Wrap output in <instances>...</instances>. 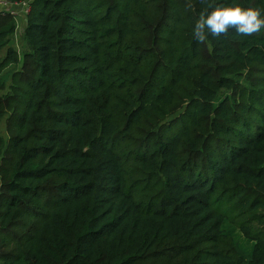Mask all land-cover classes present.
Returning a JSON list of instances; mask_svg holds the SVG:
<instances>
[{"label":"trees","instance_id":"obj_1","mask_svg":"<svg viewBox=\"0 0 264 264\" xmlns=\"http://www.w3.org/2000/svg\"><path fill=\"white\" fill-rule=\"evenodd\" d=\"M221 6L264 12L31 0L20 54L0 11V264H264V29L197 41Z\"/></svg>","mask_w":264,"mask_h":264},{"label":"clouds","instance_id":"obj_2","mask_svg":"<svg viewBox=\"0 0 264 264\" xmlns=\"http://www.w3.org/2000/svg\"><path fill=\"white\" fill-rule=\"evenodd\" d=\"M229 29L241 35L250 36L264 29V12L255 8L217 7L214 11L201 15L193 33L197 41L203 42L208 36L220 37Z\"/></svg>","mask_w":264,"mask_h":264},{"label":"rangeland","instance_id":"obj_3","mask_svg":"<svg viewBox=\"0 0 264 264\" xmlns=\"http://www.w3.org/2000/svg\"><path fill=\"white\" fill-rule=\"evenodd\" d=\"M1 8L2 7L0 6V9ZM23 17L24 16H22L20 19H17V22H16L17 23L16 24V33L13 36V38L11 39V45H12V47H14L17 50L18 54L22 53L26 49V44H25V41H24V39L22 37V34H21V29L24 26ZM2 57H3V54L1 53L0 54V59H2ZM10 70H12V69H10ZM10 70H5L4 72H2L0 74V79L4 80V82H5L4 83L5 85L2 88V92H5L8 89L9 78H10V72L9 71ZM4 127H5V124H4V121H2L1 124H0V134L2 136L5 135ZM233 234H234V236L236 238V241L238 243L239 250L243 254H249L252 245L250 243H248L246 240H244L238 233H234L233 232Z\"/></svg>","mask_w":264,"mask_h":264},{"label":"built area","instance_id":"obj_4","mask_svg":"<svg viewBox=\"0 0 264 264\" xmlns=\"http://www.w3.org/2000/svg\"><path fill=\"white\" fill-rule=\"evenodd\" d=\"M30 2H31V0H26V1L21 2V3H6V2L1 1L0 5L4 9V12H7V13H10L11 15H13L15 20H16L15 8H17V7L20 8L23 16H26V15H28V13L30 11Z\"/></svg>","mask_w":264,"mask_h":264},{"label":"crops","instance_id":"obj_5","mask_svg":"<svg viewBox=\"0 0 264 264\" xmlns=\"http://www.w3.org/2000/svg\"><path fill=\"white\" fill-rule=\"evenodd\" d=\"M0 11H4V9L1 8ZM15 12H16V22H17V19H20L23 16V14H22L20 8H18V7L15 8ZM23 21L25 22V16L23 17Z\"/></svg>","mask_w":264,"mask_h":264}]
</instances>
